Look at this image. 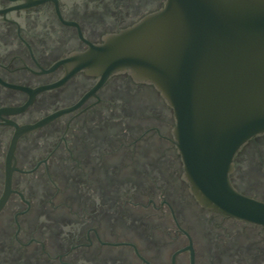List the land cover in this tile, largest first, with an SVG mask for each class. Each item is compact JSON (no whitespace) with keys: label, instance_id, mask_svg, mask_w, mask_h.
Here are the masks:
<instances>
[{"label":"flooded vegetation","instance_id":"1","mask_svg":"<svg viewBox=\"0 0 264 264\" xmlns=\"http://www.w3.org/2000/svg\"><path fill=\"white\" fill-rule=\"evenodd\" d=\"M166 0H0V264H264V225L203 206L159 91L76 57ZM231 174L264 203V134Z\"/></svg>","mask_w":264,"mask_h":264},{"label":"water","instance_id":"2","mask_svg":"<svg viewBox=\"0 0 264 264\" xmlns=\"http://www.w3.org/2000/svg\"><path fill=\"white\" fill-rule=\"evenodd\" d=\"M76 60L102 80L126 73L153 85L173 111L192 194L264 225V203L231 182L238 152L264 134V0H166Z\"/></svg>","mask_w":264,"mask_h":264}]
</instances>
